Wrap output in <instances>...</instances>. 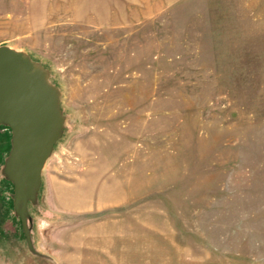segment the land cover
I'll return each mask as SVG.
<instances>
[{
  "label": "rangeland",
  "instance_id": "374dc122",
  "mask_svg": "<svg viewBox=\"0 0 264 264\" xmlns=\"http://www.w3.org/2000/svg\"><path fill=\"white\" fill-rule=\"evenodd\" d=\"M63 127L28 205L0 126V264H264V0H0V48Z\"/></svg>",
  "mask_w": 264,
  "mask_h": 264
},
{
  "label": "water",
  "instance_id": "95a60500",
  "mask_svg": "<svg viewBox=\"0 0 264 264\" xmlns=\"http://www.w3.org/2000/svg\"><path fill=\"white\" fill-rule=\"evenodd\" d=\"M0 126L12 130L6 161L14 185V208L27 235L28 205L63 127L59 98L47 73L26 55L0 48Z\"/></svg>",
  "mask_w": 264,
  "mask_h": 264
}]
</instances>
